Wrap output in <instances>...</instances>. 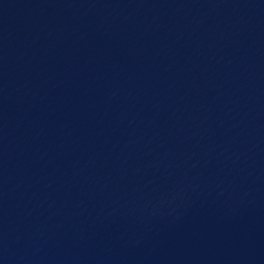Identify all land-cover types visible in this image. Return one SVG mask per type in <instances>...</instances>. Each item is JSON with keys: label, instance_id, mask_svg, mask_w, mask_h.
<instances>
[{"label": "water", "instance_id": "95a60500", "mask_svg": "<svg viewBox=\"0 0 264 264\" xmlns=\"http://www.w3.org/2000/svg\"><path fill=\"white\" fill-rule=\"evenodd\" d=\"M0 264H264V0H0Z\"/></svg>", "mask_w": 264, "mask_h": 264}]
</instances>
